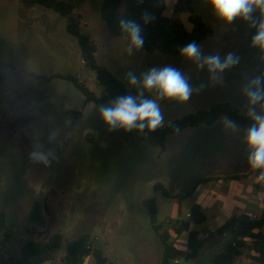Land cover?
I'll use <instances>...</instances> for the list:
<instances>
[{
  "label": "rangeland",
  "instance_id": "obj_1",
  "mask_svg": "<svg viewBox=\"0 0 264 264\" xmlns=\"http://www.w3.org/2000/svg\"><path fill=\"white\" fill-rule=\"evenodd\" d=\"M102 1L89 0L77 10L82 30L97 45L98 64L121 80L132 96L157 101L163 114L159 128L209 110L207 99L180 102L161 98L157 90L143 89L139 83L129 84V73L142 81L148 70L171 67L178 56L155 60L145 56L142 47H134L130 38L110 33L100 16ZM164 1L166 16H175L179 0ZM194 13L213 31L198 47L200 53L208 51L221 60L232 54L238 62L229 69L242 73L235 74L239 81L232 85L218 81L224 75L215 74L207 85L192 86V91L209 94L216 87L227 98L240 89L238 112L246 115L254 108L264 114L261 106L249 105L245 92L254 79L264 82V51L251 44L264 13L257 10L250 19L226 23L208 0H195ZM190 15L178 14L188 31L193 30ZM68 76L98 97L105 93L96 73L85 67L65 17L42 6L28 9L22 0H0V217L10 235L6 241L0 233V260L17 259L25 240H47L55 233L72 240L89 233L115 264H162L164 247L145 203L156 201L159 224L188 219L192 200L179 203L155 186H164L172 195L191 188L200 171L189 163V135H170L165 152L144 142L135 128L109 131L99 113L102 105L86 102ZM36 202L48 219L45 228L29 220ZM176 240L173 235L171 241ZM93 261L91 256L86 264Z\"/></svg>",
  "mask_w": 264,
  "mask_h": 264
},
{
  "label": "trees",
  "instance_id": "obj_2",
  "mask_svg": "<svg viewBox=\"0 0 264 264\" xmlns=\"http://www.w3.org/2000/svg\"><path fill=\"white\" fill-rule=\"evenodd\" d=\"M89 0H22L26 8L42 6L51 9L67 19V31L78 39L82 50V58L87 69L96 73L98 82L104 87L105 93L98 97L83 84L71 76V80L86 95V102L97 105L112 104L118 97L131 95L126 85L119 80L108 68L98 64L96 58L97 46L94 40L83 32L81 15L76 13ZM195 0H179L175 7V16H166V4L164 0H103L100 7V16L105 22L110 33L118 37L130 38L120 26L121 20H134L141 27L143 37L142 49L148 53L160 52L170 56H180V50L191 42L198 46L213 33L204 19L194 13ZM190 13V22L193 30L188 31L178 14ZM148 15L149 19L143 17ZM139 102L140 100L137 99ZM81 116V113H78ZM226 116L234 121L237 128L247 130L251 124L250 116L240 114L229 104H217L209 110H202L189 114L183 118L174 120L168 126L149 131L137 130L140 138L162 150L166 148L167 138L170 135L180 133L188 128L202 125H213L219 118ZM246 175L214 176L198 178L191 189L180 194L172 195L164 186L157 184L155 190L162 192L167 198H177L179 203L194 195L197 188L210 181H223L241 178ZM145 205L150 211L151 222L157 235L160 237L164 252L162 264H173L176 260H191L198 257L205 242L213 237V234L192 231L191 226L202 224L206 221L202 208L195 205L190 210L188 219H171L165 224L157 221V205L154 199L148 200ZM29 220L38 227L45 228L49 222L45 216L42 205L34 203L29 215ZM0 233L6 235L8 241L10 235L4 221L0 217ZM264 213L260 218L252 219L248 216L232 217L222 227L216 230L215 235H229L230 240L224 249L213 259L212 264H232L233 260L242 255V250L254 251L260 255L256 260L264 263ZM189 233L187 250L178 249L171 241L172 236H181ZM93 257L95 264H112L104 251L89 233L82 234L76 239L68 240L60 233L53 234L47 240H25L21 246L20 256L13 260H0V264H86L89 257Z\"/></svg>",
  "mask_w": 264,
  "mask_h": 264
},
{
  "label": "crops",
  "instance_id": "obj_3",
  "mask_svg": "<svg viewBox=\"0 0 264 264\" xmlns=\"http://www.w3.org/2000/svg\"><path fill=\"white\" fill-rule=\"evenodd\" d=\"M144 54L145 56L150 55V58H155V60H165V54L162 55L160 52L148 53L145 51ZM201 54L205 55L201 56L199 60L184 58V56L180 55L175 59L171 67L177 69L182 75H187L186 80L191 87H195L201 83L207 85V82H210L215 74L224 75L216 79L225 85L238 83L239 78L235 74L242 73L241 71L227 68L221 73H211L208 71L207 65L201 67V64L203 63L202 58L213 56L212 53L205 51ZM250 80H253V78ZM260 87H264V82L260 83ZM241 91L238 89L234 95L222 98V91H219L215 87L209 94L201 91H192L188 100L191 103L198 104L200 100L207 99L210 103L209 109L219 103L229 104L231 107L234 106V109L238 111V105L241 104L242 98ZM135 98L141 100L140 98ZM261 103H264V101ZM257 105L261 106L260 104ZM245 116H249L248 113ZM225 118L226 116H222L216 123L210 126L202 125L188 128L175 134L181 135L187 133L189 135V163L192 169L200 171L192 186L198 178L202 177L246 175L241 178L210 181L202 184L197 188L194 195L189 198L192 200L190 210L193 206L198 205L206 216L204 223L192 225L191 230L199 233H211L214 236L205 242L197 258L186 260L187 264L213 263V259L224 249L230 240L229 235L220 236L214 233L232 217L248 216L252 219H257L264 213V182H257L256 177L259 175V170H252L247 163L249 155V149L245 142L247 130L237 127L235 130L226 129L224 126ZM164 151L166 152L167 149L165 148ZM190 210L187 212V217L190 214ZM175 237L177 240L174 242V245L178 249L186 251L189 233L186 232L181 236ZM104 254L108 257L106 252ZM259 257L260 255L254 251L242 250V255L235 258L232 264H264L256 260ZM182 260L184 259L178 260V264H182ZM110 262L115 264L111 260ZM93 264H95V260Z\"/></svg>",
  "mask_w": 264,
  "mask_h": 264
},
{
  "label": "clouds",
  "instance_id": "obj_4",
  "mask_svg": "<svg viewBox=\"0 0 264 264\" xmlns=\"http://www.w3.org/2000/svg\"><path fill=\"white\" fill-rule=\"evenodd\" d=\"M213 12L217 17L231 23L237 18L250 19L252 14L259 10L264 13V0H208ZM143 19L148 20L147 14ZM120 26L129 37L131 44L137 49L143 46L141 27L134 20H121ZM253 47H258L264 51V19L257 27L252 38ZM180 54L188 59L201 58L200 49L195 42H191L180 50ZM238 60L232 54H228L223 60L219 56L204 57L201 67L207 65L211 73H221L231 67ZM129 84H141L143 89L157 90L161 98L176 99L180 102L187 101L192 94V87L186 78L175 68L155 67L148 70L141 80L129 73ZM260 79H254L245 88L249 105L260 104L264 109V87H260ZM99 113L102 121L107 125L109 131L123 129L125 132L134 128L143 131L157 130L163 122V114L159 104L154 99H142L139 102L132 95L118 97L110 106H100ZM248 115L252 119L251 126L247 129L245 142L249 149L247 163L252 170H259L256 177L257 182H264V114L257 113L254 108H250ZM226 129L235 130L237 125L234 121L224 119ZM38 158H43L42 154L34 153ZM51 165H49V168Z\"/></svg>",
  "mask_w": 264,
  "mask_h": 264
},
{
  "label": "built area",
  "instance_id": "obj_5",
  "mask_svg": "<svg viewBox=\"0 0 264 264\" xmlns=\"http://www.w3.org/2000/svg\"><path fill=\"white\" fill-rule=\"evenodd\" d=\"M188 216H190V214ZM175 263L178 264V260H176Z\"/></svg>",
  "mask_w": 264,
  "mask_h": 264
},
{
  "label": "water",
  "instance_id": "obj_6",
  "mask_svg": "<svg viewBox=\"0 0 264 264\" xmlns=\"http://www.w3.org/2000/svg\"><path fill=\"white\" fill-rule=\"evenodd\" d=\"M82 55H83V53H82Z\"/></svg>",
  "mask_w": 264,
  "mask_h": 264
}]
</instances>
